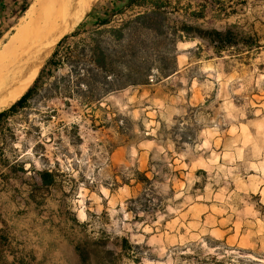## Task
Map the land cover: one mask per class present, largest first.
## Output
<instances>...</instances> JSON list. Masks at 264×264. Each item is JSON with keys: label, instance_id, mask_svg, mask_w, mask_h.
I'll use <instances>...</instances> for the list:
<instances>
[{"label": "rangeland", "instance_id": "1", "mask_svg": "<svg viewBox=\"0 0 264 264\" xmlns=\"http://www.w3.org/2000/svg\"><path fill=\"white\" fill-rule=\"evenodd\" d=\"M32 1L3 0L0 49ZM165 1L170 25L235 26L261 46L216 56L198 40H167L174 74L100 97V81L74 77L69 65L74 56L84 65L97 19L122 5L94 0L39 71L54 51L63 64L44 69L28 107L6 124L8 160L59 174L32 198L31 176L0 182L6 264H80L77 245L88 264H264V0Z\"/></svg>", "mask_w": 264, "mask_h": 264}, {"label": "trees", "instance_id": "2", "mask_svg": "<svg viewBox=\"0 0 264 264\" xmlns=\"http://www.w3.org/2000/svg\"><path fill=\"white\" fill-rule=\"evenodd\" d=\"M121 2V6L114 5L109 13H105L104 18L97 19L96 28L83 42V52L87 53L84 65L82 66V56L71 57L69 63L70 73L74 77L82 80L85 75L90 74L96 82L100 81L102 84V87L99 88L100 97L129 85H146L151 78L158 80L161 77L167 78L174 74L177 71L175 47L164 48L163 44L167 40L173 42L198 40L205 43L216 56L230 50L236 51L235 55H240L261 46L259 38L255 34L240 32L235 26L216 30L202 29L185 22L170 25L166 15V5L169 2L165 0H121ZM2 3L3 0H0V7ZM126 9L139 11L134 12L120 24L111 26L113 18L123 14ZM193 16L202 18L203 13L193 14ZM103 35L109 38L111 45L101 40ZM63 40L64 38L58 45ZM116 49L120 50L122 54L119 55ZM54 57L55 51L23 95L7 109L0 112V140L3 141L0 146L1 155H4V150L8 148L6 140L9 139L6 137L9 136L11 142L14 140L12 129L7 127V122L28 107L29 100L37 90L44 69L48 68L46 72L48 76L63 64L60 61L55 62ZM93 71L96 73L93 74ZM109 78H113V83L109 82ZM80 79L76 81V86L79 85ZM31 170L35 175L34 179L38 178L39 180L38 184L35 182L32 184V192L56 186L57 177H59L56 171L49 169L34 171L32 168ZM16 171L25 172L24 165L20 164V168L12 169V172ZM136 175L137 182L143 186L142 195L148 196L151 191L146 188L150 183L149 180L144 173L136 172ZM75 252L79 257L80 264H88L89 253L82 245H77Z\"/></svg>", "mask_w": 264, "mask_h": 264}, {"label": "bare ground", "instance_id": "3", "mask_svg": "<svg viewBox=\"0 0 264 264\" xmlns=\"http://www.w3.org/2000/svg\"><path fill=\"white\" fill-rule=\"evenodd\" d=\"M93 1H32L0 49V111L23 95L56 39L81 19Z\"/></svg>", "mask_w": 264, "mask_h": 264}, {"label": "crops", "instance_id": "4", "mask_svg": "<svg viewBox=\"0 0 264 264\" xmlns=\"http://www.w3.org/2000/svg\"><path fill=\"white\" fill-rule=\"evenodd\" d=\"M3 144V141L0 140V146H2ZM4 153H5V150H4ZM29 164L24 165V171L25 172H21V171H16V172H12V169H18L20 168V165H18L17 163V159H13V160H8L6 157H5V154L4 155H1L0 154V182H1V185H5L6 183H8L10 180H11V176L13 175H16L15 177H17L18 175L17 174H20V175H23V176H31L29 177V180H31L30 182V186L31 188H29V191H28V194H29V198H32L33 197V193H32V184L35 182L36 184L39 183V180L38 178H33L32 176L34 175L33 172L29 171ZM12 194L11 196H14V193H15V190L13 189L12 191ZM12 256V255H11ZM5 258H7V256H5ZM23 261H21V264H24L22 263ZM0 264H6V262L4 261L3 262V257L2 255L0 256ZM8 264V263H7ZM11 264V263H9Z\"/></svg>", "mask_w": 264, "mask_h": 264}, {"label": "water", "instance_id": "5", "mask_svg": "<svg viewBox=\"0 0 264 264\" xmlns=\"http://www.w3.org/2000/svg\"><path fill=\"white\" fill-rule=\"evenodd\" d=\"M64 33H65V32H64ZM64 33H63V34H64ZM63 34H62V35H63ZM62 35H60V36H62ZM60 36H59V37H60ZM63 36H64V35H63ZM63 36H62V37H63ZM59 37H58V38H59ZM62 37H60V38H62ZM60 38H59V39H56V41H55V44H54V45H56V44L58 43V41L60 40Z\"/></svg>", "mask_w": 264, "mask_h": 264}]
</instances>
